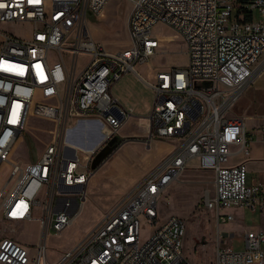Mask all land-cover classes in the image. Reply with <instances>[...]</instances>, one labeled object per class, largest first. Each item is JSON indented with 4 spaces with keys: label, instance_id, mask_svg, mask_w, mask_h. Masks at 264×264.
<instances>
[{
    "label": "built area",
    "instance_id": "built-area-1",
    "mask_svg": "<svg viewBox=\"0 0 264 264\" xmlns=\"http://www.w3.org/2000/svg\"><path fill=\"white\" fill-rule=\"evenodd\" d=\"M108 1L0 0V24L28 26L24 37L0 33V165H11L0 190V222L35 221L41 238L29 252L12 236H0V264H192L183 251L184 219L158 214L160 194L192 159L213 174V194L199 210L211 212L216 225L232 219L220 213L223 209H264V185L247 181L243 162L227 164L233 146L236 153L247 151L242 121L225 115L264 72V0H126L129 45L114 52L96 42L85 25ZM254 10L262 18L255 20ZM156 24L180 39L187 62L184 68L155 70L150 82L135 67L161 53L160 40L151 34ZM127 72L154 92L149 138L181 142L51 260L45 237L60 234L79 215L91 157L126 119L110 87ZM29 113L47 119L51 128L39 157L21 167L8 156ZM80 122L108 129L82 156L71 143L77 136L66 135ZM259 132L264 142V126ZM89 138L83 134L81 141ZM140 218L149 226L143 240ZM243 245L234 250L217 240L213 264H264V231L246 232Z\"/></svg>",
    "mask_w": 264,
    "mask_h": 264
},
{
    "label": "rangeland",
    "instance_id": "rangeland-1",
    "mask_svg": "<svg viewBox=\"0 0 264 264\" xmlns=\"http://www.w3.org/2000/svg\"><path fill=\"white\" fill-rule=\"evenodd\" d=\"M108 9V17L112 20V27H108L106 24H98L91 19H86L85 25L87 26L88 32L94 39L97 35L101 36L103 39L102 45L109 51L118 50L122 45L121 48H125L128 46L129 40L126 34L125 44H123L122 26L123 18L127 16L129 10V4L126 0H110ZM253 17L255 20L262 18L255 10L253 11ZM3 32L24 37L28 34V26L19 27L11 24H0V33ZM151 34L160 40L161 53L155 54L145 62V65L142 67V75L145 77V73L147 72L154 74L155 70L184 68L187 57L180 39L169 28L161 24L154 25L151 28ZM83 62L84 59L82 57L79 58L78 67ZM239 107L237 102L233 103L227 108L225 115L231 116L237 113ZM48 128H51V124H49L47 119L36 117L32 113H29L24 130L10 150L8 156L9 163L25 167L32 160L37 159L49 140ZM86 132H90V129H87ZM76 136L78 139L82 138L81 134ZM75 137L71 138L75 139ZM96 138L98 139V135ZM63 151L66 152L67 149L63 148ZM98 153L99 151L95 152L91 157L89 163L91 170L96 166L93 165V160ZM194 163L195 161H191L189 165L193 166ZM118 166L104 165L101 167L94 175V184L91 185L93 191L86 190L84 205L73 223L60 234L54 235L52 232H49L45 237L48 255L51 260L57 259L64 250L70 248L83 237L95 222L102 217V213L114 204L113 202V204L109 203L111 198L108 199L98 196L100 192H97L98 188L96 187H104V190L107 187L102 185L101 180L104 179L108 185L117 188L123 187L128 182L129 177L134 175L139 169L137 164L128 167L125 165ZM187 170L189 171L190 169ZM190 172L191 174L188 176L181 175L178 179L179 181L172 183L160 194L158 198V214L160 217L166 216L167 214H175L184 219L186 224V236L183 239V241H186L184 244V254L190 263L213 264L215 247L217 240L219 241L217 235L218 230L213 226L211 212L199 210L205 197H211L213 194V174L197 169L190 170ZM10 174L11 165L8 163L1 164L0 190L9 180ZM114 177L117 179L116 183L112 181ZM11 182L12 180L10 179L8 185ZM140 220L143 240L149 230V226L145 227L142 218ZM0 236H12L23 244L24 248L29 252L33 250L32 247L41 241L39 228L35 221L19 223L0 222ZM243 248L244 245L242 242L234 245L235 250H242Z\"/></svg>",
    "mask_w": 264,
    "mask_h": 264
},
{
    "label": "crops",
    "instance_id": "crops-1",
    "mask_svg": "<svg viewBox=\"0 0 264 264\" xmlns=\"http://www.w3.org/2000/svg\"><path fill=\"white\" fill-rule=\"evenodd\" d=\"M109 4L110 0L103 8L100 15L87 16L86 19H91L93 22L98 24H106L108 27H112V20L108 17ZM128 13L127 16L123 18V44H125L126 34L128 36ZM94 40L100 44H103V39L99 35H97ZM121 47L118 50H112L111 52L124 49ZM144 65L145 63L138 64L135 69L141 78L152 82L153 73L147 72L145 73V77L142 75V67ZM110 93L115 101V104L125 112L126 119L121 125L117 134L113 136L116 137L119 142L114 147L112 152L92 170V174L86 184V190L90 192L93 191L91 185L94 184V175L104 165H113L115 167H119L118 165H125L128 167L137 164L139 166L138 171L129 177L128 182L124 184L123 187L117 188L112 185H108L104 179H102L101 182L103 186H107L106 190H104V187H96L98 188L97 192H100L98 193L99 197H106L108 199L111 198V201L108 200L109 203H115L165 155L171 152L181 142V139L174 137L165 139L155 137L149 138L148 115L154 99V92L134 73L127 72L122 75L111 85ZM235 102H237L240 106L239 111L235 114H232L231 116L226 117L228 119H240L242 121L247 152L236 153L238 146H233L231 149L233 154L229 157L227 164L233 165L243 162L247 170V181L251 184L264 185V142L261 141L259 132V129L264 126V72L254 77L251 83L241 92ZM83 124H86L87 126H81L80 130L83 128V131L86 129V132L87 129H90V132H88L90 136L88 143L90 142V147H95L99 142L97 141L98 139L96 136L98 135L99 138L100 126H98V124L89 122H85ZM71 135L72 132L70 136L67 135V139L72 137ZM71 143H74L73 145L76 146L78 150L80 149L78 153L82 156L83 152L81 150L85 151L83 149L85 146L81 141V138L74 142L71 141ZM102 146L97 148L100 149ZM191 161H195L193 166L189 165ZM187 169L200 170L197 166V160H190L186 169L180 174V176L190 175L191 172ZM112 181L116 183V177L112 178ZM220 213L229 214L232 216V219L230 221L216 225L213 214L211 213L213 226L218 230L217 235L220 243L223 245H228L232 249H234L235 244L240 242L243 243V235L246 232L258 230L264 231V209L261 211L250 212L249 210L242 207H235L223 209L220 211ZM168 215L172 214H167L166 216ZM185 242L186 241L184 240L183 251Z\"/></svg>",
    "mask_w": 264,
    "mask_h": 264
},
{
    "label": "bare ground",
    "instance_id": "bare-ground-1",
    "mask_svg": "<svg viewBox=\"0 0 264 264\" xmlns=\"http://www.w3.org/2000/svg\"><path fill=\"white\" fill-rule=\"evenodd\" d=\"M83 123H85V122H80V123H78V124H76L75 125V127H73V128H71L69 131H67V133H66V135H68V136H70V134H71V132H72V137L74 138L75 137V135H79V134H81L82 136H83V134H88L87 132H85V130L86 129H84V131H83V128H82V130H80V127L81 126H84V125H86V124H83ZM89 125V124H88ZM87 126V125H86ZM92 126V125H91ZM98 126H100V128H99V138H98V140L97 141H99L98 142V144L95 146V147H92V148H90V146H87L88 145V141H86L85 143H84V146L85 147H83V149L85 150V151H92V150H94L103 140H104V136H105V134H107L108 133V129H106L105 127H103L102 125H100V124H98ZM81 131H83V132H81ZM85 132V133H84ZM67 136V137H68ZM90 143V142H89Z\"/></svg>",
    "mask_w": 264,
    "mask_h": 264
},
{
    "label": "water",
    "instance_id": "water-1",
    "mask_svg": "<svg viewBox=\"0 0 264 264\" xmlns=\"http://www.w3.org/2000/svg\"><path fill=\"white\" fill-rule=\"evenodd\" d=\"M118 142L119 141L116 137H112L108 142H106V144H104L99 149V153L93 160V165L98 166L112 152ZM96 166H94L93 168H95Z\"/></svg>",
    "mask_w": 264,
    "mask_h": 264
},
{
    "label": "snow or ice",
    "instance_id": "snow-or-ice-1",
    "mask_svg": "<svg viewBox=\"0 0 264 264\" xmlns=\"http://www.w3.org/2000/svg\"><path fill=\"white\" fill-rule=\"evenodd\" d=\"M0 7H3V5H2V4H0Z\"/></svg>",
    "mask_w": 264,
    "mask_h": 264
}]
</instances>
